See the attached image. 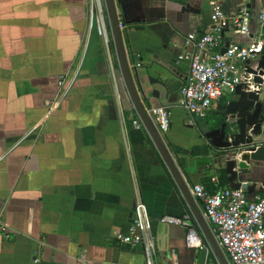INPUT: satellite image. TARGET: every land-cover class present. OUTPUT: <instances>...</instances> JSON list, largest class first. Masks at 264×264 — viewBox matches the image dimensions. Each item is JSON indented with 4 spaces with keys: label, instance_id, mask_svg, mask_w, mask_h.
Wrapping results in <instances>:
<instances>
[{
    "label": "crops",
    "instance_id": "crops-1",
    "mask_svg": "<svg viewBox=\"0 0 264 264\" xmlns=\"http://www.w3.org/2000/svg\"><path fill=\"white\" fill-rule=\"evenodd\" d=\"M98 3L101 33L89 25L95 0H0V222L8 227L0 233V264H147L144 247L115 242L138 201L150 217L152 264H170L171 252L178 264H221L198 222L199 248L186 246L184 228L161 222L202 216V205H189L148 132L132 127L138 114L105 0ZM243 3L257 33L264 0L232 1L223 11L235 15ZM114 6L140 102L170 111L161 139L188 190L230 188L226 157L178 106L189 69L188 57H179L188 33L209 28L208 0H114ZM228 35L242 44L254 40ZM228 99L201 120H217L213 112ZM250 167L247 183L258 182L250 195H264V164ZM205 228L216 240L214 227Z\"/></svg>",
    "mask_w": 264,
    "mask_h": 264
},
{
    "label": "built area",
    "instance_id": "built-area-1",
    "mask_svg": "<svg viewBox=\"0 0 264 264\" xmlns=\"http://www.w3.org/2000/svg\"><path fill=\"white\" fill-rule=\"evenodd\" d=\"M219 1L208 0L209 28L202 33H188L184 42L187 52L179 57V60L188 57L189 69L179 89L178 106L193 118H205L223 97L233 96L238 86L244 92L264 89V73L259 75L257 65L264 45V10L257 18V33H252V13L245 3L239 6L235 15L229 16ZM95 3L96 9L91 11L89 25H95L101 33L104 21L98 0ZM119 28L122 30L124 24L119 22ZM229 32L248 39L254 35V40L242 44L231 40ZM248 68L257 71L256 75L249 73ZM256 76L260 77L262 84L254 82ZM145 112L160 136L170 130L171 116L167 107L152 105L145 108ZM131 125L136 130H146L138 115ZM237 153L238 157L241 151ZM211 181L216 182L215 179ZM189 192L194 201L202 205V216L214 227L216 241L230 264H264V195H248L241 189L231 188L209 192L201 184L190 186ZM161 222L184 228L188 248L201 247L198 223L191 213L181 217L163 216ZM150 226L147 207L138 201L127 232L116 235L115 242L144 247L147 264H152L154 244ZM0 233H8L7 225L1 222ZM170 264H178L174 252H171Z\"/></svg>",
    "mask_w": 264,
    "mask_h": 264
},
{
    "label": "water",
    "instance_id": "water-1",
    "mask_svg": "<svg viewBox=\"0 0 264 264\" xmlns=\"http://www.w3.org/2000/svg\"><path fill=\"white\" fill-rule=\"evenodd\" d=\"M233 2L236 5H239L241 0H233ZM105 6L112 29L119 68L129 98L171 175L175 179L185 199L192 207V203H195L194 199L192 198L181 173L165 148L161 136L151 124L145 109L139 100L133 83L132 72L124 50L114 0H105ZM222 53H224V51H222ZM257 65L259 75H262L264 73V45ZM247 71L255 75L257 72L251 68H248ZM154 82L156 83L157 81ZM254 82L262 84V80L258 76L254 78ZM241 89L242 88L238 86L233 97L228 99L225 104L219 105L217 111L213 112L215 116L219 117L217 120L204 121L200 118H196L195 125L197 126L200 135L209 143V145L220 151L223 157L227 156L226 158L228 159L225 162V173L227 174V183L229 187L231 189H241L250 195L252 191L255 190L256 184L258 183L256 181L252 182L251 185L247 183L246 177L251 173V163L254 166L264 164V99L261 98V93L264 89H261L258 92H244ZM155 95L156 93H152V97ZM221 120L222 123L219 125ZM238 150L241 151V153H239L237 157L236 154H238ZM235 156L237 159H234ZM261 190H264V182L261 183ZM195 218L209 242V245L218 256L220 263L228 264L226 259H221L219 256V252L221 253V251L216 240L207 234L205 228L206 222L201 214H195Z\"/></svg>",
    "mask_w": 264,
    "mask_h": 264
},
{
    "label": "rangeland",
    "instance_id": "rangeland-1",
    "mask_svg": "<svg viewBox=\"0 0 264 264\" xmlns=\"http://www.w3.org/2000/svg\"><path fill=\"white\" fill-rule=\"evenodd\" d=\"M232 1L233 0H221V3L223 5V8L227 10L228 8L232 7ZM228 11V10H227ZM233 96H228V98H232ZM261 98L264 99V90L261 93Z\"/></svg>",
    "mask_w": 264,
    "mask_h": 264
},
{
    "label": "flooded vegetation",
    "instance_id": "flooded-vegetation-1",
    "mask_svg": "<svg viewBox=\"0 0 264 264\" xmlns=\"http://www.w3.org/2000/svg\"><path fill=\"white\" fill-rule=\"evenodd\" d=\"M217 118H219V117H217ZM222 123V120H221V122L219 123V125ZM219 125H218V127H219Z\"/></svg>",
    "mask_w": 264,
    "mask_h": 264
}]
</instances>
